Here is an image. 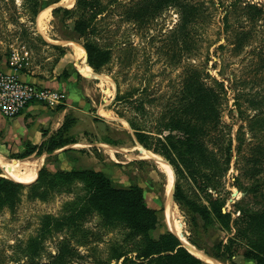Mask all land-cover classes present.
Listing matches in <instances>:
<instances>
[{
  "label": "rangeland",
  "instance_id": "1",
  "mask_svg": "<svg viewBox=\"0 0 264 264\" xmlns=\"http://www.w3.org/2000/svg\"><path fill=\"white\" fill-rule=\"evenodd\" d=\"M102 1L108 7L105 13L98 16L100 31L96 36L111 48L112 55L100 73H94L90 68L91 73L85 76L79 69L80 61L74 59L73 63V45L81 46L72 29L73 18L61 14L53 17V7L49 13V6L39 11L48 10L44 23L38 25L39 13L33 16L24 0H0V60L9 56L12 49L22 46L34 52L68 55V59L72 60L70 70L76 89V93L71 91L69 100L61 91L64 95L62 103L56 105L67 108L64 120L69 124L63 136L69 139V143L50 153L34 154L20 160L36 162L37 170L43 169L47 177L45 182L42 181L41 188L25 187L13 207L6 204L1 208L0 264H146L135 258L134 252L144 236L134 234L119 221L105 224L97 213L86 215L80 227H63L60 231H53L50 227L44 232L40 228L45 215H50L51 220H54L61 214H67L72 206L65 203L84 195L81 179L62 181L56 177L59 171H68L76 166L103 171L119 187L138 184L146 205L154 209L157 216L155 228L147 235L156 239L166 231H172L165 208L167 172L154 157L165 158L139 144L135 129L130 127L129 122L155 138L181 136L179 131L170 129L168 112L174 104L179 106L185 73L196 65L203 70L205 82L211 84L210 76H213L223 81L228 90L227 100L222 105L221 120L231 138L232 154L227 165L221 161V156L220 160L216 159L215 167L205 163L193 164L198 169L193 177L187 173L184 165L175 172L169 164V167L164 164L170 171L173 193L176 182L178 189L198 206L207 205L211 198L221 196L225 198L223 208L231 212L232 218L238 215L233 205L238 201L251 208H264V183L260 190L263 195L255 199L243 196L235 187V178L243 184L250 181L242 168L244 160L237 156V135L244 140L242 156H248L250 148L257 144L264 149V131L252 136L244 117H252L258 111L246 108L248 101L241 99V108L245 113L243 117L240 116L233 98L237 90L242 91L244 95L246 93L245 98L253 96L261 100L264 106V20L260 18L255 25L252 23L248 40L241 49H237L232 43L238 27L244 26L246 22H243L245 16L241 8L245 3H238L234 8L233 0H192L202 3L201 8L206 9L204 14L208 16L197 27L199 37L195 40L198 49H192L189 57H184L179 49L167 47L163 40V33L177 21L176 10L167 9L156 18L139 25L138 21L123 19L119 15L121 9L114 3ZM240 1L255 4L264 13V0H235ZM74 3L75 0L68 6L66 0H60L54 6L72 8ZM227 10L229 13L225 19L223 17ZM50 40L66 42L65 47H44ZM190 48L191 44L188 50ZM62 74L64 77L68 75L64 69ZM226 139L224 137L222 145ZM143 151L154 157L144 156ZM14 159L9 155L6 160ZM199 159L202 160L200 156ZM262 166L264 176V158ZM1 175L4 176L2 169ZM54 182L57 184L52 186ZM173 203L182 226L181 235L178 236L185 244L189 243L205 254L203 249L190 243L185 214L174 200ZM230 225L231 232L221 229L217 224L208 228L204 236L205 243L210 246L220 240L226 242L234 234V225L232 222ZM32 239H39L40 246L38 254L31 257L29 243ZM244 249L243 245L233 246L229 251L232 255L230 262L257 264L254 259L243 255ZM189 251L194 253L192 249ZM119 254L124 256L116 260ZM195 256L198 257L197 254ZM125 257H131V261L125 260ZM198 258L205 264H211L210 260Z\"/></svg>",
  "mask_w": 264,
  "mask_h": 264
},
{
  "label": "trees",
  "instance_id": "2",
  "mask_svg": "<svg viewBox=\"0 0 264 264\" xmlns=\"http://www.w3.org/2000/svg\"><path fill=\"white\" fill-rule=\"evenodd\" d=\"M59 1L24 0L33 16H36L45 7ZM112 3L121 9L119 15L123 19L138 21L139 25L156 18L158 14L167 9L176 10L177 21L163 33L165 45L169 48L179 49L181 56L184 57H189L192 49L195 51L198 49L195 40L199 37L197 27H200L208 16L207 13L204 14L206 9L204 11L201 8L202 3H194L192 0H128L127 2L109 0V4ZM238 3H245L241 8L245 16L243 22L245 20L246 22L244 26L238 27L232 45L241 49L249 38L250 26L255 25V22L260 18L264 20V16H262L264 13L262 8L245 1L235 2L233 0L234 8ZM107 7L108 4L103 3L102 0H75L72 8L57 6L51 10L53 17H58V14H61L63 17L73 18L72 29L77 35V41H80L84 49L86 62L94 73H100L112 55L111 48L96 36L100 31L97 22L98 16L105 13ZM230 7L232 8V6ZM227 13H229L228 10L223 18L226 19ZM189 44H191L190 50H188ZM53 47L61 49L56 45ZM185 74L181 96H179V106L174 104L173 109L168 112L170 129L179 131L181 136L168 135L161 136V139L155 138L141 129H136L133 123L129 122V125L135 129L134 133L139 144L162 155L175 172L184 165L187 173L193 177L198 172L197 167L193 165L195 163H203V165L205 163L208 164L207 166L215 167L216 159L220 160V156L223 163L226 165L229 163L232 154L231 138L224 130L225 124L221 120L222 105L227 100L228 90L223 81L220 82L213 76H210L211 84L205 82L202 75L203 70L197 65L187 70ZM245 95L242 91L237 90L233 96L234 105L242 117L245 112L241 108V99L248 101L246 108L258 111L252 117H244L252 136H257L264 131V106L261 100H257L253 96H249L247 99ZM68 124L69 122L64 120L56 133L47 137L39 145L28 143L23 152L10 154V158L23 159L31 154L50 153L65 146L69 143V139L63 136V133ZM224 137L227 139L222 145ZM237 139V156L239 155V158L244 160L242 168L250 181L248 184H243L238 178H235V187L243 196L255 199L260 194L263 195L260 190L264 183V176H262L264 149L260 144H257L250 148L248 156H242L244 140L239 135H237ZM152 140L155 142L152 143ZM199 156L204 162L199 159ZM182 172V170L179 171L180 174ZM46 177L41 169L36 178L26 184L2 176L0 169V210L6 204L13 207L19 201L21 191L25 187L29 189L41 188V183L46 181ZM56 177L62 181H69L73 178L81 179L85 193L83 196L65 203L72 206L67 214H61L60 217L53 218L54 220H51L50 215H45L43 226L40 228L41 232L48 231L50 227L53 228V231H60L63 227H80L86 215L97 213L105 224L119 221L134 234L144 236L142 243L134 251L136 252L135 258L141 262L145 261L146 264H205L183 247L174 233L166 231L156 239L147 235L150 230L155 228L157 216L155 210L146 205L142 188L138 184L131 183L126 187L116 186L114 181L103 171L89 167L73 166L68 171H59ZM56 184L54 182L52 186ZM56 187L54 188L57 190ZM173 200L187 219L190 243L198 249H203L206 255L222 263L234 264L230 262L232 255L229 251L235 245H243L245 257L254 259L257 264H264L263 207L251 208L240 201L235 202L233 205L238 215L232 218L231 212L222 211L225 198L221 196L211 198L207 205L198 206L178 189L176 182ZM231 222L234 225V234L228 237L226 242L220 240L210 246L205 243L204 236L207 234L208 228H213L217 224L221 229L231 232ZM39 246V239L30 241L31 257L38 254ZM122 256L124 254H119L116 260ZM126 258L131 261V257L124 259L127 260Z\"/></svg>",
  "mask_w": 264,
  "mask_h": 264
},
{
  "label": "crops",
  "instance_id": "3",
  "mask_svg": "<svg viewBox=\"0 0 264 264\" xmlns=\"http://www.w3.org/2000/svg\"><path fill=\"white\" fill-rule=\"evenodd\" d=\"M54 4L49 5V13L51 8L55 7ZM50 41L44 47H53V45L65 47L64 45L66 44V42L63 43V41L58 40ZM41 51L44 50L41 49ZM28 54L27 65L17 71L21 80L43 87H50L60 93L63 91L62 93L66 95V100H69L71 91L76 93L74 88L75 81L72 79L74 76H72L70 70L72 60L68 59V55L59 56L57 52L55 54L51 52H34L30 48L28 49ZM7 58L8 56L0 60V71H12L13 68L9 66ZM74 59L76 57L73 58V63ZM64 60L67 61L64 62ZM63 69L68 74L67 77L62 74ZM66 111V107L47 106L39 102H33L12 118L3 117L0 114V157L6 160L10 154L23 152L28 143L39 145L59 129L64 121ZM32 156L34 154L28 157ZM14 160L20 161L25 160V158Z\"/></svg>",
  "mask_w": 264,
  "mask_h": 264
},
{
  "label": "built area",
  "instance_id": "4",
  "mask_svg": "<svg viewBox=\"0 0 264 264\" xmlns=\"http://www.w3.org/2000/svg\"><path fill=\"white\" fill-rule=\"evenodd\" d=\"M28 59V50L24 46L12 49L7 58L12 71H0V114L3 117L12 118L33 102L47 106L62 102L64 95L59 91L19 78L17 71L27 65Z\"/></svg>",
  "mask_w": 264,
  "mask_h": 264
},
{
  "label": "bare ground",
  "instance_id": "5",
  "mask_svg": "<svg viewBox=\"0 0 264 264\" xmlns=\"http://www.w3.org/2000/svg\"><path fill=\"white\" fill-rule=\"evenodd\" d=\"M66 3L68 4V6H71L73 4V0H66ZM47 11L48 10L45 9L39 13L38 18H37L38 25H41L44 23L45 21L44 16ZM73 51H74L76 59L80 61L81 63V66L79 69L82 70V73H84L85 76L89 75L91 73V70H90V67L84 61L85 59L84 49L80 45L74 44ZM143 154H145L144 156L154 157L145 151H143ZM154 158L157 160V162H160V164L158 163L160 167L167 172L168 178H167V183L165 187V194H166L165 196L167 198L165 202V208H166V213H167L166 215H167L169 227L177 235H181L182 226L180 225V221H179L180 219H178L177 217L176 207L171 200V175H170L169 169L166 167V166L169 167V165L166 162L162 161L160 157H154ZM0 167L4 171V176L20 181V182H24V183L34 180L36 176V170H37V164L34 161H30V160L25 161V162L19 161V160L7 161L1 157H0ZM188 248L190 250L192 249V251L194 252L193 254L195 255L197 254L198 257L205 259V260H209V258H207V256H205L203 252L197 250L191 245H189Z\"/></svg>",
  "mask_w": 264,
  "mask_h": 264
},
{
  "label": "water",
  "instance_id": "6",
  "mask_svg": "<svg viewBox=\"0 0 264 264\" xmlns=\"http://www.w3.org/2000/svg\"><path fill=\"white\" fill-rule=\"evenodd\" d=\"M85 62H86V58H85ZM86 64H87V62H86ZM88 65V64H87ZM162 161H164V162H166L165 160H162ZM167 163V162H166ZM168 164V163H167ZM1 168V167H0ZM37 173H38V170H37ZM17 181V180H16ZM22 183H24V182H22ZM172 193H173V186L171 187V200H172V202H173V197H172ZM222 211L224 212L225 210H224V208H222ZM172 232V231H171ZM172 233H174V232H172ZM175 234V233H174ZM177 237H178V239L182 242L181 244H182V246L183 247H185L188 251H189V249H188V245H189V243H187V244H185L183 241H182V239L177 235V234H175ZM190 252V251H189ZM190 253H192V252H190ZM193 254V253H192ZM205 256H207L206 254H205ZM207 258H209V260L211 261V264H216V262H218V263H220V264H224V263H221L220 261H217L216 259H214V258H211V257H209V256H207Z\"/></svg>",
  "mask_w": 264,
  "mask_h": 264
}]
</instances>
